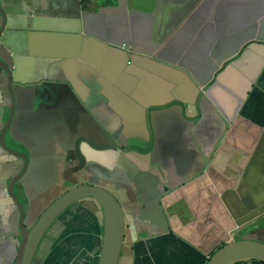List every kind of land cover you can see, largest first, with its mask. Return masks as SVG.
Returning <instances> with one entry per match:
<instances>
[{
	"label": "crops",
	"instance_id": "crops-1",
	"mask_svg": "<svg viewBox=\"0 0 264 264\" xmlns=\"http://www.w3.org/2000/svg\"><path fill=\"white\" fill-rule=\"evenodd\" d=\"M0 4L6 14L4 28L10 24L2 43L12 52L14 71L13 104L7 90L0 92V132L12 105L15 113L32 100L46 103L51 87L69 80L76 83L88 110L96 106V122L111 140L100 131L93 143L128 147L134 161L142 158L136 154H148L136 152L140 134L133 127L145 122L149 106L161 110L176 98L188 99L207 88L206 96L229 123L209 166L191 180L185 171H165L164 162L150 166L149 172L162 184L172 173L173 189L161 199L169 233L151 236L150 226L132 219L140 201L137 189L125 185L118 162L112 161L108 180L100 186L126 206L129 237L119 264H206L231 241L264 237L256 230L264 225V0H0ZM128 75L129 95H124ZM13 121L5 142L29 156L27 173L15 191L20 186L31 223L69 185L78 188L82 180L92 186L83 180L85 168L75 164L78 154L85 158L87 147L72 138L35 142L18 132L20 138H14ZM155 123L157 136L173 141L179 135L171 127L176 123L161 113ZM115 126L129 127L128 133L119 137ZM154 138L151 132L150 142ZM10 168L9 162L0 161V264H15L21 243L19 217L4 192L7 179L14 177L7 176ZM129 179L134 180L133 175ZM252 231L256 233L248 234ZM48 234L33 264H99V215L76 205Z\"/></svg>",
	"mask_w": 264,
	"mask_h": 264
},
{
	"label": "water",
	"instance_id": "water-1",
	"mask_svg": "<svg viewBox=\"0 0 264 264\" xmlns=\"http://www.w3.org/2000/svg\"><path fill=\"white\" fill-rule=\"evenodd\" d=\"M5 23L6 14L0 4V67L6 73L7 83L10 86V72H14L13 56H11L12 52H9L2 43L4 29L9 30L10 27L9 22H7L6 28H4ZM133 66L132 64L131 68ZM186 79L185 74V81ZM97 82L98 78H96ZM62 84L51 87V91L47 93L46 103L34 104L32 100L30 105L15 111V113L12 105L8 121L0 135V143L8 153L19 155L9 149L4 142V137L13 117L11 134L14 138H20L18 132L19 135L23 133L21 137L35 142L46 141L50 143L51 140L61 143L69 141L70 138L72 141L76 139L87 148H85V158L78 154V161L75 164H78L80 168H85L83 180L93 187L82 186L71 189L67 193L64 192V195L62 193L57 201L44 210L35 225L33 222L37 218L31 224L27 218L24 220V212L22 208H19V228L22 241L18 247L15 264H33L40 243L48 232L50 233L53 225L61 219L66 210H72L75 205L83 201L93 202L90 204L96 208L94 213H99L100 227L103 228L99 264H119L121 257L125 254V241L129 237L126 206L124 201L116 198L111 192L100 186L108 180L109 167L112 161L118 162V168L121 170L125 185L130 187L135 185L137 189L140 201H136V210L132 219L137 220V225L150 226L151 236L169 233L170 229L161 199L173 189L169 185V182L172 181V173L168 183L162 184L159 177L149 172L150 166L160 165L161 162H164L165 171L172 172L175 170L177 173L185 171L187 172L186 177H190L191 180L209 166L213 154L229 127V123L211 99L206 96L207 88L199 90L188 99L176 98L171 102L173 103L171 106L161 110H149V108H153V106H149L146 108L145 122L138 127H133L140 134V137L135 139L140 143L135 149L138 150L136 152H148V154H136L142 158L134 161L133 157L128 156V149L123 150L112 142L93 143L95 135L100 131L108 141H111L100 130L96 122V106L92 105V110L85 107V98L81 96L74 81L69 80ZM128 85L129 75L124 81V95H129ZM10 88L7 91L13 104L14 97ZM138 112L141 113V109H138ZM158 113H161L163 119H172L176 123L175 126L171 127L179 132V135L173 141L164 139L167 136H157L158 124L155 123V120ZM103 126L104 128L107 127L106 125ZM115 127L118 128L115 133L119 132V137L128 133L129 127L127 126ZM105 130L109 136L112 135L106 128ZM151 132L155 133V138L150 142ZM117 144L119 143L116 142ZM149 147L150 150L148 151ZM135 162L138 166L135 165ZM26 168L25 166V170ZM75 171L77 172V170ZM132 175L134 180L131 181L129 177ZM16 181H20L18 177ZM12 186L13 183L9 187V192L13 200L18 201L13 195ZM166 187L169 188L168 191H166ZM26 227L32 229L26 231ZM256 230L264 232V225L259 226ZM255 233L256 231H252L248 234ZM133 237L134 241H137L136 235ZM253 262L264 264V237L257 240L246 237L244 240L231 241L220 248L206 264H248Z\"/></svg>",
	"mask_w": 264,
	"mask_h": 264
},
{
	"label": "flooded vegetation",
	"instance_id": "flooded-vegetation-1",
	"mask_svg": "<svg viewBox=\"0 0 264 264\" xmlns=\"http://www.w3.org/2000/svg\"><path fill=\"white\" fill-rule=\"evenodd\" d=\"M5 79H6V81H5ZM11 86H12V84L9 86L8 83H7L6 73L4 72V70L2 68H0V92H1V89L5 92V90L9 89ZM3 130L4 129L2 128L1 132H0V135H1ZM4 142H5V137H4ZM5 144H6V142H5ZM7 147L9 149H11V150L13 149L11 146L7 145ZM123 150H127V149H123ZM17 153L19 155H13V154L8 153L7 151H5L3 149V147H2V145L0 143V158H1L0 161L9 162V164L11 165V168H10L9 172L7 173V176L8 177H13L14 176L11 180L7 179L6 190L4 189V192H5L6 196H7V199L9 197V201L12 202L13 207L15 208L14 212H16V214L19 217V223L18 224L20 225V211H19V208H22V210L24 212V215H25V217H24V220H25L26 219V212H25L26 211V202H25V200L23 199V197L20 194V189H19L20 186L17 187V192L15 191V186H17V183L19 182V181H16V178L18 177L19 180L21 181L23 179V177L26 175L28 167H29V156L27 155L26 152L19 151ZM25 166L27 167L26 170H25ZM12 183H13V186H12L13 195L15 196V198L18 201H14L13 198H12V195L9 192V190H10L9 187H10V185ZM82 186L92 187V186L87 185L86 183H84L81 180L80 184H79V187H82ZM74 188H75V186L69 185L68 191H70L71 189H74ZM68 191H66L65 193H67ZM65 193H63L62 195H64ZM62 195H60L58 198H56L55 201H57V199H59ZM18 228H19V226H18ZM31 229L32 228H27L26 227V231H30ZM19 231H20V228H19ZM20 236H21V231H20ZM33 261H35V260H33Z\"/></svg>",
	"mask_w": 264,
	"mask_h": 264
},
{
	"label": "clouds",
	"instance_id": "clouds-1",
	"mask_svg": "<svg viewBox=\"0 0 264 264\" xmlns=\"http://www.w3.org/2000/svg\"><path fill=\"white\" fill-rule=\"evenodd\" d=\"M54 202H55V201H53L50 205H52ZM90 203H93V202H92V201H83L82 203H79L77 206L80 207V208H82L83 210H86V211L90 212L91 214L99 215V213H94V212L96 211V208H95L94 206H92ZM50 205H49V206H50ZM49 206H48V207H49ZM75 206H76V205H75ZM92 210H93V211H92ZM66 211H67V210H66ZM66 211L64 212L65 214L68 212V211H67V212H66ZM43 212H44V211H43ZM43 212H42V213H43ZM42 213H41V214H42ZM64 213H63V214H64ZM41 214H40V215H41ZM63 214H62V215H63ZM65 214H64V215H65ZM62 215H61V216H62ZM64 215H63V216H64ZM61 216H60V217H61ZM63 216H62V217H63ZM62 217H61V218H62ZM38 218H39V217H38ZM38 218H37V220L34 221L33 225L36 224V222L38 221ZM101 229H102V233H103V228L101 227ZM100 241H102V235H101V239H100ZM40 244H41V243H40ZM101 246H102V244H101ZM216 252H217V251H216ZM216 252H215V253H216ZM36 253H37V252H36ZM215 253H214V254H215ZM100 254H101V253H100ZM214 254H213V255H214ZM213 255H212V256H213ZM35 256H36V255H35ZM212 256H211V257H212ZM211 257H210V258H211ZM210 258H209V260H210ZM209 260H208V261H209Z\"/></svg>",
	"mask_w": 264,
	"mask_h": 264
},
{
	"label": "rangeland",
	"instance_id": "rangeland-1",
	"mask_svg": "<svg viewBox=\"0 0 264 264\" xmlns=\"http://www.w3.org/2000/svg\"><path fill=\"white\" fill-rule=\"evenodd\" d=\"M218 81L220 82V79Z\"/></svg>",
	"mask_w": 264,
	"mask_h": 264
}]
</instances>
